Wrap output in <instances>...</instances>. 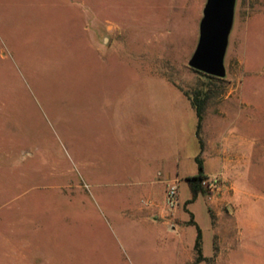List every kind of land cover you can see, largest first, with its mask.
Returning <instances> with one entry per match:
<instances>
[{
  "label": "rangeland",
  "instance_id": "1",
  "mask_svg": "<svg viewBox=\"0 0 264 264\" xmlns=\"http://www.w3.org/2000/svg\"><path fill=\"white\" fill-rule=\"evenodd\" d=\"M203 2L0 0V264H264V0L240 1L190 202Z\"/></svg>",
  "mask_w": 264,
  "mask_h": 264
},
{
  "label": "water",
  "instance_id": "2",
  "mask_svg": "<svg viewBox=\"0 0 264 264\" xmlns=\"http://www.w3.org/2000/svg\"><path fill=\"white\" fill-rule=\"evenodd\" d=\"M241 0H204L195 45L185 65L204 75L226 80L232 34Z\"/></svg>",
  "mask_w": 264,
  "mask_h": 264
},
{
  "label": "trees",
  "instance_id": "3",
  "mask_svg": "<svg viewBox=\"0 0 264 264\" xmlns=\"http://www.w3.org/2000/svg\"><path fill=\"white\" fill-rule=\"evenodd\" d=\"M196 72V71H195ZM201 76L205 77L207 79L206 85L204 88H200L198 90H194L193 92H184V95L188 98L190 101V104L192 108L195 110L196 114V127H195V136L199 144V153L195 157V162L198 167V173L192 177H188L186 180L189 185V189L191 192V200L190 202L194 201L196 197L201 193L205 194L207 190L203 187L202 182L204 180V176L202 173L203 165H202V159H201V154L203 153L204 149V142L201 137V131L203 127V121H204V112L207 103L211 98H213L214 95V90L213 88H223V84L225 80L210 77L207 75H204L202 73L197 72ZM222 91V89H221ZM217 92V90L215 91ZM189 224L194 225L197 230V235L194 243V250L197 254L196 261L202 260V255H201V243H202V236H201V231L197 227L196 223L193 221V219L190 220ZM196 263V262H195ZM193 263V264H195Z\"/></svg>",
  "mask_w": 264,
  "mask_h": 264
},
{
  "label": "crops",
  "instance_id": "4",
  "mask_svg": "<svg viewBox=\"0 0 264 264\" xmlns=\"http://www.w3.org/2000/svg\"><path fill=\"white\" fill-rule=\"evenodd\" d=\"M226 143H228L226 139H219L218 142L210 141L207 150H205L204 152L206 154V157L208 158V164L211 166H220L222 174H225V176L227 177L231 174V172L235 170L236 163L234 162V159H231L226 154V149L228 148ZM166 218L167 214L157 213L153 217V221H163L162 223L166 225L167 229L174 228L172 224H170L169 222H165Z\"/></svg>",
  "mask_w": 264,
  "mask_h": 264
},
{
  "label": "built area",
  "instance_id": "5",
  "mask_svg": "<svg viewBox=\"0 0 264 264\" xmlns=\"http://www.w3.org/2000/svg\"><path fill=\"white\" fill-rule=\"evenodd\" d=\"M217 184V178L213 177L208 180H203L202 185L205 189L213 190ZM176 195H177V187L176 184H172L167 189V204L171 208L175 206L176 201Z\"/></svg>",
  "mask_w": 264,
  "mask_h": 264
}]
</instances>
